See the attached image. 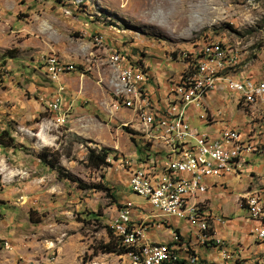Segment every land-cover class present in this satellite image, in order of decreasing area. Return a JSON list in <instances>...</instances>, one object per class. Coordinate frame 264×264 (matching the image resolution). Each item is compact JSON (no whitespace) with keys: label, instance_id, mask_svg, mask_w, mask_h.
<instances>
[{"label":"rangeland","instance_id":"1","mask_svg":"<svg viewBox=\"0 0 264 264\" xmlns=\"http://www.w3.org/2000/svg\"><path fill=\"white\" fill-rule=\"evenodd\" d=\"M180 16L181 23L171 22ZM208 44L228 50V73L235 79L245 56L257 67L264 55V0H0V264H126L124 256L98 247L108 239L110 217L121 205L110 187L120 159L139 164L143 146L129 121L131 109L118 110L113 101L114 95L120 98L119 79L110 55L140 65L147 80L152 78V90L162 92L182 74L190 78ZM50 56L56 78L48 72ZM61 62L70 63L68 71ZM214 92L212 109L226 94L220 88ZM55 95L57 107L50 108ZM57 109H64V116ZM204 111L190 106L187 117L211 133L200 122ZM227 117L240 119L234 109ZM134 122L137 131L145 130L135 117ZM88 146L109 148L108 164L86 165ZM53 149L61 153L62 172L109 189L79 188L58 177L37 157ZM132 198L151 210L144 198ZM222 201L214 207L220 202L237 220L235 231L245 210ZM166 230L153 235L165 237Z\"/></svg>","mask_w":264,"mask_h":264},{"label":"built area","instance_id":"2","mask_svg":"<svg viewBox=\"0 0 264 264\" xmlns=\"http://www.w3.org/2000/svg\"><path fill=\"white\" fill-rule=\"evenodd\" d=\"M96 42V37H95ZM215 47L211 52H204V45L199 51L197 62H201V71L194 78H183L178 83H173L168 90L164 103L157 101V110L152 116L158 120V127L170 133V142H160L150 138L148 131H134L141 136V142L147 147L165 150L158 172V181L145 179L139 174V164L131 167L127 179L130 191L144 198L152 207L150 214L140 217V225L146 232V240L150 254V264H164L158 260L159 252L178 253L179 264H195V260L202 255L198 251V243L201 240H211V246H216V255L220 256V263H212V256L208 255V264H221L224 260H233L241 253L242 246L239 241H229L215 234L217 222H223L220 214H213L203 198L208 181L218 178L224 174H237L246 164H235V154L238 149H246V159L251 154L264 156V146H261L262 133H264V121L260 113L258 117H251L250 129L247 134L236 127H225L219 129L215 135L208 134L192 126L187 117L188 107L193 106V98H202V107L207 93L213 90L218 83L236 95V103L246 107V102H252L254 92H261V100L264 102V77L255 79L243 74V80H235L233 83L223 81H212L203 79V70L206 67V59H213ZM227 54L223 53L222 62ZM117 66H122L125 73H131L133 79H138L143 84V90L148 96L146 81L147 72L140 65H132L123 55L122 60H115ZM69 62H61V68L68 71ZM53 78L56 71L52 70V57H49V70ZM194 79H203L202 88H194ZM50 108H56V95L50 100ZM113 101L118 102V110L123 109L122 98L113 96ZM61 116H64V109ZM262 124L263 130L260 134H252L253 123ZM148 148H145L146 150ZM144 151L146 155L148 151ZM148 159L151 167L153 160ZM108 161V158H107ZM122 166H131L126 157H121ZM170 169H177V176H170ZM260 183L254 184L255 201L264 209V175ZM184 197H192V205L184 206ZM245 209L244 220L254 221L249 228L254 241L264 243V221L255 218L248 210V203L244 201V194L239 198ZM117 228H125L130 232V225L126 224V217L132 216V204L125 203L118 209ZM176 217L184 222L183 229L177 226L171 227L166 218ZM168 228L169 240L153 241L147 233L150 230H161ZM205 253V252H204ZM207 254V253H205ZM121 256L126 258V264H143L137 257V252L126 249ZM252 263H264V255L256 258Z\"/></svg>","mask_w":264,"mask_h":264},{"label":"crops","instance_id":"3","mask_svg":"<svg viewBox=\"0 0 264 264\" xmlns=\"http://www.w3.org/2000/svg\"><path fill=\"white\" fill-rule=\"evenodd\" d=\"M229 59L230 58H228V56H227L226 57V71H225L224 75H226V77L233 78L232 75H230L228 73L229 67L231 65V60H229ZM238 68L239 69L235 74L237 76L236 79H242L243 74L245 76H249V77L255 78V79L264 77V55L261 57V61H259V65L257 67H254V64L249 62V60L246 59V56H245V61L243 62L242 65L239 64ZM151 79L152 78L147 80L146 85H145L147 88V92L149 93L151 98L154 99L156 102L158 101L159 103H164L166 96H167V93H168V90L170 88L167 87L166 89H163L162 92L154 91V90H152V85L149 83V82H151V83L153 82V81H151ZM213 81H222V79H214ZM149 85L151 88L149 87ZM217 88L222 89L224 92H226V94H220L219 98H218L219 102H222L223 104L220 105V107L212 109V108H209L208 103H210V99L215 94L214 90ZM230 93H231V95H229ZM200 100H201V102H200ZM193 104H197L196 106H201L202 105V98H200L199 100H197V98H193ZM193 106H195V105H193ZM194 108H196V111H200L201 108L205 109L204 113L201 114V116H200V122L204 123L206 125L209 132H211V133H208V132L207 133L211 134V135H215L219 129L225 128V127H236V128H239L245 134H247V131L250 129V125H251V117H258L259 113H260L261 117H263V121H264V102L263 101H259V102L254 103V104L246 105V107L239 106L236 103V95L233 94L232 92L224 89L220 83H218L217 86L213 90H211L207 93V95L205 97L204 104L202 107H194ZM231 109H234V111L237 113V115L240 116V119H238V120L236 119L237 121H231L228 119L227 112L229 110L231 111ZM130 116H131V119H129V121H131V122L133 121L131 123L132 126L133 127L137 126V129H139L138 124L136 122H134L135 116H134L132 111H131ZM253 124L254 125L252 127V134H260V130H263L262 124H255V123H253ZM192 126H194V125H192ZM145 130L148 131V134H150V138H155L160 142H168L166 140L160 139L159 134H157L156 131L151 130V129L149 130L146 128H145ZM138 137L141 140V136L138 135ZM261 146H264V133H262ZM145 148H148L147 145L142 146L141 156L138 157L139 161H140L139 162V168H143L146 172H148V175L152 181H158V172H153V170L157 171L160 168V164L162 163L163 158L166 155V151L165 150L156 151V149H152L150 147L146 150ZM145 150H146V152L148 151V153L146 155L144 154ZM133 154L135 155V157H137V155L135 153H133ZM146 157H149L150 158L149 160H151V159L153 160V164H151V167H152L151 169H150V166L148 164V159H145ZM245 160H246V164H245L244 168H242L240 170L239 173H237V174H224L218 178L210 179L207 182L208 186H207L206 192L203 194V198L205 199V202L208 204V206L210 207L213 214L221 213L223 218H224L223 222H217L216 223V228H215L216 236H218L220 238H224V239L232 241V242L239 241L241 243V246H242V250H241V253L239 255L240 259H242V258L249 259L252 257L264 255V249L260 248L261 246L264 245V243L254 241L252 234L249 233V231H248L249 228L254 225V221H248L246 219L244 220V216L246 214V212H245V214L239 218L243 224L241 223V225H238V228L235 229V231H234V230H232V228H235L233 224L235 222L237 223V220L232 219L229 216V214L224 213L220 202L217 203L216 207H214L213 202L217 201V200H219V201L223 200L222 202H224V203L230 202L236 208L244 209V207L240 203L239 198L243 194H244V197H246L250 194H253L254 193V184L256 182L260 183V182H258L257 179L261 178L263 180L264 156L261 154L255 153V154L249 155L246 159V154H245L244 161ZM244 161H238V162H236V164H242ZM136 165H138V164H134V162L133 163L131 162L130 167L129 166H122V165L119 166L122 169L117 168V171H116L117 176L115 178L116 181H118V182H116L114 180L115 185H111L110 187L113 190H117L116 193L120 197L119 200L121 202V205H123L125 203H131L132 204V216L133 217H131V218L133 220H140L139 216H147V214H150L152 208L149 211H145L141 206L136 205L135 200L132 198L135 193L130 191L128 183H127V179H128V175H129L128 170L131 167H134ZM123 168H125V169H123ZM123 170H125V171H123ZM125 172L127 174H125ZM120 173H121L122 179H121V176H119ZM170 176H177V169H170ZM105 179H106V181H110V179L107 176L105 177ZM234 188H235V190H233ZM120 190H122V191H120ZM137 196H139V195H137ZM139 197H141V196H139ZM189 201L192 202V197L189 198ZM244 201H245V199H244ZM166 220H167V224H170L171 227L177 226L180 229H183V227H184V222L182 220L176 218V217H169V218H166ZM168 228H170V227H163V229H161V230L167 229L166 231L168 233ZM161 230H150L148 232L149 234L147 236L149 237V239H151L153 241L169 240V238H170L169 233L167 235H165V237H163V236L158 237V236L153 235V231L157 232V231H161ZM230 231H231L230 235L222 233V232H230ZM141 240L142 241L146 240V232L145 231L142 232ZM198 251L201 252V254H202L199 257L208 262L207 256L208 255L210 256L211 255L210 252L213 250H212V248H206L204 246H199V244H198ZM204 252L207 254H205ZM213 252H215V254H216L215 250ZM212 257H213L212 262L220 263V256L219 257L218 256H212Z\"/></svg>","mask_w":264,"mask_h":264},{"label":"bare ground","instance_id":"4","mask_svg":"<svg viewBox=\"0 0 264 264\" xmlns=\"http://www.w3.org/2000/svg\"><path fill=\"white\" fill-rule=\"evenodd\" d=\"M178 9L179 11L177 12H179L178 15H180L182 13L183 8L179 7ZM181 16L178 20L175 21L173 20L171 22L177 24L181 23L182 21ZM214 46L216 47H215V52L213 53V59H206V67L203 70V79L212 80V81L214 79H223L226 80V83H233L235 82V80H243V78L234 79L231 77H226V75L224 74H218L220 71L226 68V58L221 63L214 61H220V59L223 58V53L227 54L228 50L225 47H221L215 44H208L204 47V52H211V47ZM119 59H120V55L115 53L110 55L109 61L111 64L114 65L117 72V77L119 79L118 93L120 98H122V106H126L131 109L140 127L142 126L143 128L154 130L156 131L157 134H159L160 139L170 142V133L163 130L162 128H157L158 120L156 119L155 116H152L153 113L157 110V107L155 108L153 102H151V100L147 96L145 95L142 96L141 91L135 87L136 80L132 78L131 73H125L123 69L120 68V66H117L115 60H119ZM193 68H194V73L190 76V78H194V76H197L200 73L201 62H196ZM203 79H194V88H202ZM259 101H263L261 100V92H254V96H252V102H246V105L254 104ZM56 107H57V102H56ZM245 154H246V149H238L237 153L235 154V164L238 161H244ZM139 174L144 175L145 179H150L148 172H146L143 168H139ZM189 198L190 197H184V206L192 205V202L189 201ZM244 199L245 202L248 203L249 212L253 213L256 219L260 221H264V209L260 207L258 201H255L254 193L244 197ZM117 223H118V211H115V213L110 217L108 224L112 234L116 237V239L119 240V242L126 249L131 250L133 252H137V257L140 263L150 264L148 242L141 240L142 232L144 230L140 225V220H133L131 217H126V224L130 225V232L125 228H117ZM198 244L199 246L212 248L213 251L214 250L216 251V246H211V240H201ZM257 257H252L249 259H245V258L240 259L238 256V257H234L233 260L221 261V264H264V263H252L253 261L256 260ZM158 260H160L164 264H179L178 253L159 252ZM195 264H208V262L198 257L195 260Z\"/></svg>","mask_w":264,"mask_h":264},{"label":"trees","instance_id":"5","mask_svg":"<svg viewBox=\"0 0 264 264\" xmlns=\"http://www.w3.org/2000/svg\"><path fill=\"white\" fill-rule=\"evenodd\" d=\"M197 60L193 63L192 74L194 73V65ZM225 70L220 71L218 74H225ZM191 74V75H192ZM142 146V145H141ZM142 148V147H141ZM110 149L107 147H87V152L85 155V163L90 168H99L100 166L108 164L107 156L110 153ZM61 153L57 149L53 150H43L37 153V157L43 165H47L54 169L58 177H65L70 181H74L79 188H89L94 190L107 191L109 188L99 182L94 183H83L78 180L76 177L67 172H62L61 167L57 164V160ZM108 239L106 241L99 243V249L103 252H116L123 253L126 248L119 242L118 239L112 234L110 228L108 227Z\"/></svg>","mask_w":264,"mask_h":264}]
</instances>
